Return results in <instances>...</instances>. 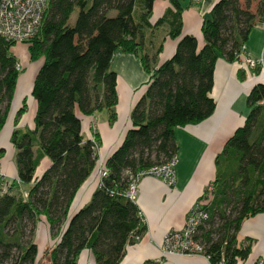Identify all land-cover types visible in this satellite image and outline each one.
Here are the masks:
<instances>
[{"label":"trees","instance_id":"1","mask_svg":"<svg viewBox=\"0 0 264 264\" xmlns=\"http://www.w3.org/2000/svg\"><path fill=\"white\" fill-rule=\"evenodd\" d=\"M155 1L50 0L38 33L27 43L29 62L42 61L31 92L34 126L15 127L10 136L17 150V180L32 185L26 197L0 193V264H78L85 248L91 249L96 264H119L126 247L146 232L138 206L121 194L127 186L125 171L147 169L177 155L176 128L198 124L214 113L217 60L236 61L251 29L264 20V0H245V7L241 0H218L204 19L201 46L195 36L183 35L181 0H169L171 8L152 25ZM254 1L256 12L250 10ZM163 24L178 44L172 57L157 66L162 48L151 52L145 32ZM12 46L0 40V133L25 69H16ZM118 52L140 58L150 75L147 88L131 111V127L122 143L106 159L109 177L89 203L70 215L77 193L96 168L100 146L97 135L96 143L85 137L83 117L107 110L109 120L116 119L118 74L111 64ZM263 102L264 81L251 88L243 126L216 157L212 197L204 205L209 219L196 236L212 264L222 258L226 264L247 259L250 246L238 247L237 234L246 218L264 213ZM26 111L24 99L16 121ZM4 153L0 149V157ZM42 157L51 164L36 179ZM41 217L60 238L44 253L49 260L38 263L33 236ZM28 224L31 236L24 242Z\"/></svg>","mask_w":264,"mask_h":264},{"label":"crops","instance_id":"2","mask_svg":"<svg viewBox=\"0 0 264 264\" xmlns=\"http://www.w3.org/2000/svg\"><path fill=\"white\" fill-rule=\"evenodd\" d=\"M218 0H181L183 5V35L195 36L203 46L202 25ZM171 8L169 0H156L152 14V25L161 19ZM145 46L151 52L161 47L156 57L159 66L174 54L178 40L168 35L167 24L147 29ZM248 54L261 63L259 71L244 68L238 61L230 62L220 57L215 66L214 86L211 92L216 102L214 113L198 124L178 127L175 139L178 145V161L175 165L176 182L168 186L157 177H145L140 181L136 205L143 213L146 232L140 241L130 244L119 264H212L202 255L164 254L163 237L169 230L182 229L188 213L200 200L209 201L212 193L209 187L216 176V157L221 153L224 144L237 128L243 126L249 107L247 96L251 88L264 81V20L251 29L245 42ZM36 71L31 74H20L11 111L4 129L0 133V149L5 153L0 157V171L10 181L15 182L18 194L27 195L32 184H24L17 180L16 148L10 142L15 127L34 126L36 103L31 96L36 73L42 64L37 61ZM29 65V63H28ZM27 65V66H28ZM112 69L118 74V104L115 107L116 119L109 120V111L102 110L92 116L83 117L85 137L90 139L97 135L100 141L99 156L106 159L122 143L127 130L131 127L130 114L136 103L146 91V82L150 75L145 71L140 58L131 53L118 52L114 55ZM26 99L27 111L16 121V113ZM264 103V102H263ZM96 124L92 128V121ZM48 157H42L36 169L35 178L39 179L49 168ZM98 168L77 193L70 215L90 202L93 193L99 188ZM24 196V195H23ZM60 235L51 233L45 217H41L34 232V242L40 249L52 246ZM238 247L250 246L247 259L237 264H254L257 259H264V213L246 218L237 234ZM78 264H96L94 255L85 248L78 256Z\"/></svg>","mask_w":264,"mask_h":264},{"label":"built area","instance_id":"3","mask_svg":"<svg viewBox=\"0 0 264 264\" xmlns=\"http://www.w3.org/2000/svg\"><path fill=\"white\" fill-rule=\"evenodd\" d=\"M193 1L198 3L200 0ZM49 2L50 0H0V40L11 44H23L32 40L42 25ZM236 61L250 70H256L261 65L259 61L248 54L245 44L236 53ZM16 69L21 71L23 66L17 62ZM93 122L92 128L96 124L95 120ZM90 139L96 143L94 137ZM98 151L99 147L97 146L96 165L100 178L99 187H102L104 179L109 177V170L105 166V160L100 158ZM177 161L178 157L175 155L170 160L155 164L147 169L139 171L127 169L125 171L127 186L121 194L136 204L140 181L149 176L161 178L168 186H173L176 182L175 165ZM11 188L12 181L0 171V193H10ZM212 191L213 188L209 187L208 193H212ZM206 203L207 201L200 200L195 204L188 213L186 224L182 229L166 232L162 242L164 254L202 255L210 260V256L205 253V246L196 239L200 227L209 219L208 212L204 208ZM138 216L145 224L141 210L138 211ZM140 239V237H136L137 241ZM217 264H226V260L222 258ZM254 264H264V259L259 258Z\"/></svg>","mask_w":264,"mask_h":264},{"label":"rangeland","instance_id":"4","mask_svg":"<svg viewBox=\"0 0 264 264\" xmlns=\"http://www.w3.org/2000/svg\"><path fill=\"white\" fill-rule=\"evenodd\" d=\"M201 1V0H200ZM199 1V2H200ZM198 2V3H199ZM241 4H242V6L243 7H245V0H241ZM257 4H258V2L257 1H254V2H252L251 3V5H250V10L252 11V12H256V8H257ZM77 14H78V10L76 9L75 11H74V13H73V15H72V22L75 20V18L77 17ZM11 52L16 56V58H17V61L23 66V68H25L24 69V71L23 72H21L20 74H22V73H24V72H30L31 74H33L35 71H36V68H37V63L38 62H29V52H28V45H27V43H23V44H13V46H12V48H11ZM28 63H29V65H28ZM28 65V66H27ZM92 124H94V122L92 121ZM157 157H156V155L155 154H152V160L153 161H155V162H157L158 160L156 159ZM161 160V159H160ZM4 173V172H3ZM15 186V185H14ZM14 186H12V190H11V192L12 193H15V194H18L19 192H17L16 190H15V188H14ZM213 192V191H212ZM22 195H24L25 196V194H22ZM212 195V194H211ZM26 197V196H25ZM228 211V214L232 211V209H231V206H229L228 207V209H227ZM217 222V221H216ZM218 224V223H217ZM29 226H28V228H27V230H26V232H25V236H24V242H27V241H29V239H30V236H31V234H30V224H28ZM206 227L207 228H209L208 227V225H206ZM33 239H34V236H33ZM51 246L50 245H48L46 248H44V249H40V255H39V258L41 259H39L38 260V263H42V262H47L48 260H49V257H48V255H46V254H44L47 250H48V248H50ZM12 254H13V256H16L17 254H18V250H13V252H12ZM44 254V255H43ZM11 263V261H8V262H6V263H3V264H10Z\"/></svg>","mask_w":264,"mask_h":264},{"label":"water","instance_id":"5","mask_svg":"<svg viewBox=\"0 0 264 264\" xmlns=\"http://www.w3.org/2000/svg\"><path fill=\"white\" fill-rule=\"evenodd\" d=\"M43 264H49V263H43Z\"/></svg>","mask_w":264,"mask_h":264}]
</instances>
